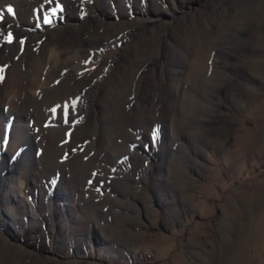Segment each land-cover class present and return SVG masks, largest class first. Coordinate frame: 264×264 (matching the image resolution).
Here are the masks:
<instances>
[{"label": "rangeland", "instance_id": "374dc122", "mask_svg": "<svg viewBox=\"0 0 264 264\" xmlns=\"http://www.w3.org/2000/svg\"><path fill=\"white\" fill-rule=\"evenodd\" d=\"M13 69L77 112L49 169L0 103V264H264V0H0Z\"/></svg>", "mask_w": 264, "mask_h": 264}, {"label": "bare ground", "instance_id": "6f19581e", "mask_svg": "<svg viewBox=\"0 0 264 264\" xmlns=\"http://www.w3.org/2000/svg\"><path fill=\"white\" fill-rule=\"evenodd\" d=\"M57 56L58 55L56 54L55 50L51 51V53L49 55V59L47 60V62L50 64V66H49L50 68L54 67V65L55 66L57 65V61H58ZM38 64L42 70L43 69L45 70V68L47 66V64L45 65V61L42 60ZM13 73L14 74L16 73L15 69H13V71H11L10 77L5 81L4 85L0 89V103H3V104L7 103V105H10L11 113H9V115L10 114L12 115V113H14V111H17V110H15V103H14L15 101H16V103H19L21 106H23V108L24 107H28V108L33 107L34 111L37 109V115L36 116L38 119L36 118V121L35 120L30 121L33 123L32 125L36 129L37 125L39 126V122L41 120H43L41 122V127L40 126H39V128L37 127V129H38L37 134H34V132H33V134H29L27 128L23 129L22 131H24V134H26L27 137H33V138H36L37 140H39V139L45 140L48 143L47 148L45 150V151H47V153H45L47 155H44L45 156L44 164L49 169L51 167L52 168L53 167L54 168H59V167L62 168L64 166V163H60L59 161H57V159L63 156L65 150H63L62 148H61V150L58 149V147L57 146L55 147L54 144H55L56 140H58V139L62 140V139H64V137H67V135L69 133L68 131L71 132L75 128L74 127V125H75L74 120H76V119H72L69 116V114H67V113L64 114L63 112H64L65 107L67 109H69L70 113H76L77 112L76 109L74 112L70 111L71 109L75 108V105L77 103L76 98L73 97L71 91L68 93L67 96L65 94L63 95V92L61 91V87H58V88L52 87V88H48L46 90L45 89V86H46L45 82L44 81L40 82L41 78L38 79V81H37V79H35L34 81H31L29 79L25 80L20 75L14 76ZM122 82H124V80H122L120 83H122ZM51 83H52V81H51ZM34 85H39L40 89L39 90L37 89L38 92L34 91L36 88L32 89V87ZM32 90H33V93H32ZM48 90H49V92H48ZM66 90L69 91L70 89L69 90L66 89ZM67 91H66V93H67ZM34 94L37 96L42 95V99L39 101V97H34ZM84 94H85V91H84L83 95ZM6 97L7 98L9 97L8 98L9 100L6 99ZM107 99H108V96L102 97L100 99V103L102 105H104L103 107L107 108L106 109L107 111L103 112L102 115L103 116L104 115H110V116L112 115L111 117H114L115 116L114 115L115 109L110 108V106L108 107V104L106 103ZM105 103L107 106L105 105ZM28 112H29L28 109L19 110L17 112L19 115L18 118L22 114H25V113H27L26 115H29ZM35 113H36V111H35ZM102 115L100 116V118L103 117ZM66 119H68V120H66ZM104 119H105V117H104ZM11 121H12V119L9 118L8 122H11ZM65 121H67V123H65V125H64ZM17 122H20V121L18 120ZM17 124L18 125H16V123H14L12 121V125H11L12 126L11 132H13L11 135L12 145L18 144L20 142V140L22 139L21 138L22 133H20V132H21V128H23V125L21 126L19 123H17ZM43 124L44 125L50 124V125L47 127H44ZM111 126L105 127L104 139L106 138L109 140L112 130H115V131H117V133H119V131L117 129V124L115 125V122H114V125H111ZM3 127L4 126L1 125V128H3ZM94 130H95V128H94ZM113 134H114V132H113ZM79 139L82 142L85 141V139L83 140L82 137H79ZM76 145L77 144H73L72 142H70V143L64 145L63 147H65L64 149H66V148L72 149ZM66 163H69V161L67 160ZM80 165H82L81 169H82L83 173H85L87 171L88 164L85 161H82L80 163ZM49 173H53V172L51 170H49ZM85 175H87V174H85Z\"/></svg>", "mask_w": 264, "mask_h": 264}, {"label": "snow or ice", "instance_id": "6c2138e0", "mask_svg": "<svg viewBox=\"0 0 264 264\" xmlns=\"http://www.w3.org/2000/svg\"><path fill=\"white\" fill-rule=\"evenodd\" d=\"M8 12H12L11 7L8 8ZM9 39H11V34H9ZM4 79V77L2 75H0V81H2Z\"/></svg>", "mask_w": 264, "mask_h": 264}]
</instances>
